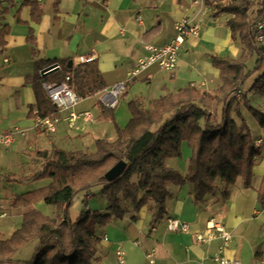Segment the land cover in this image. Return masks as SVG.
I'll return each instance as SVG.
<instances>
[{"label": "crops", "instance_id": "0c3cea01", "mask_svg": "<svg viewBox=\"0 0 264 264\" xmlns=\"http://www.w3.org/2000/svg\"><path fill=\"white\" fill-rule=\"evenodd\" d=\"M25 1H33L41 9L38 21L32 20L31 6ZM191 1L0 0V27L4 24L9 27L6 43L0 49V131L10 126L23 130L10 147L0 149V206L6 212L0 221V240L8 238L20 227L23 214L31 209L49 217L55 215L52 207L42 200L29 206L12 205L13 198L18 195L13 190L16 182H8L6 178L28 176L39 170L42 160L36 151L48 150L54 145L66 151L81 149L94 153L96 139L113 141L116 138L110 118L102 115L103 104L99 100L102 90L127 80L124 94L116 106L105 113L113 114L116 123L124 127L130 119L127 102L131 99L147 107L153 99L166 93H177L188 84L206 92H213L220 86L219 70L212 65L210 57L237 58L242 52L239 40L231 38L226 24L233 15L214 14V5H208L210 0H205L201 9L192 6ZM186 16L198 22L200 30L198 35L188 37L182 44L176 70L167 72L151 65L129 79L130 64L147 54L144 44L169 42L176 34L177 21ZM35 62L41 66L40 73L52 65L58 66L54 71L41 73L47 76L48 82H57L55 74L63 65L71 66L73 86L81 98L73 109L89 111L90 121L79 119L69 127L64 111L54 132L35 127V93L32 85L25 82L26 77L33 74ZM93 64L106 86L94 95H80L81 84L74 79V74L78 71L83 75L85 65H89L90 70ZM247 82L242 86V92L246 93L251 105L255 100L253 106L264 110V93L250 90L252 82ZM43 91L48 98L44 88ZM239 108L246 120L241 102ZM256 130V135L264 136L263 129L256 127ZM256 135L253 134V139ZM261 152L254 161L251 185L244 187L238 177L228 187L227 198L217 191L206 195L203 203H195L191 183L182 186L168 183L166 213L153 224L150 223L153 201L135 212L129 201L121 200L125 210L123 217H111L96 230L99 241L92 264H117V249L124 252L123 264H144L149 256L161 264H222L217 259L222 257L230 264H236L235 261L239 262L237 264H264V201L259 203L256 197L264 172V149ZM190 154L191 149L184 141L181 156L168 158L165 163L185 175ZM29 183L33 189H38L49 185L51 179ZM90 197V193L85 194L87 200ZM91 204L93 207L89 209L107 213L108 202L104 194ZM168 218L187 222L189 231L168 230ZM209 220L229 232L230 239L226 243L218 234L207 243L195 240V235L205 230ZM30 243L34 248L38 241L35 239ZM25 246L13 255L14 260H24L19 255L27 248Z\"/></svg>", "mask_w": 264, "mask_h": 264}, {"label": "trees", "instance_id": "16d2710c", "mask_svg": "<svg viewBox=\"0 0 264 264\" xmlns=\"http://www.w3.org/2000/svg\"><path fill=\"white\" fill-rule=\"evenodd\" d=\"M25 3L31 6L32 20L38 21L42 11L37 3ZM252 4L253 0H239L214 5V14L233 15L226 24L231 38L238 39L242 46L237 58L210 57L212 65L219 70L221 84L216 90L200 91L188 84L177 93L153 99L147 107L131 99L127 102L130 119L124 127L116 123L113 114H105L112 108L103 105L102 115L110 118L116 133L113 141L96 139L94 153L81 149L66 151L54 145L48 150H38L36 155L42 160L39 170L26 177L6 178L17 182L51 179L45 187L16 195L12 205L29 206L42 200L56 206V212L53 217L37 209L25 212L20 227L0 240V264H92L99 241L96 230L105 225L110 216L123 217L125 210L121 200L129 201L135 212L153 201L150 220L153 224L166 213L168 183L179 186L191 183L195 203H203L206 195L217 191L227 198L228 187L238 177L244 187L251 185L252 168L259 150L240 111V102L264 130V110L251 105L242 92L251 73H257L250 90L264 93V45H259L255 38L256 24L264 19V0L250 18L248 10ZM8 32L6 24L0 27V49L6 43ZM28 41L32 42V38L28 37ZM251 59L254 65L247 69L246 64ZM88 66L85 65L83 75L78 71L74 74V79L81 84L79 94L84 96L94 95L106 86L94 64L90 70ZM40 68L39 62H35L34 72L25 82L34 89L37 114L44 117L53 114L56 108L43 91L42 84L49 80L41 75ZM70 73L71 66L65 64L57 71L55 79L60 82ZM184 141L191 149L185 175L165 163L168 158L181 156ZM119 160H125V169L115 179L107 181L105 172ZM97 184L103 185L107 213L84 209L71 220L69 208L76 193L88 191ZM256 195L257 201L262 203L264 172ZM35 239L38 243L31 259L15 261L13 255Z\"/></svg>", "mask_w": 264, "mask_h": 264}, {"label": "built area", "instance_id": "2783aa9c", "mask_svg": "<svg viewBox=\"0 0 264 264\" xmlns=\"http://www.w3.org/2000/svg\"><path fill=\"white\" fill-rule=\"evenodd\" d=\"M191 4L192 6L197 7V9H201L205 6V0H192ZM137 20L139 19L137 18ZM175 29L176 34L174 38L165 44H144L147 54L130 64L128 70L129 79L137 77L142 71L151 65H157L160 70L167 72H174L176 70L179 63V52L182 44L188 37L198 35L200 26L193 18L186 16L177 21ZM255 38L259 45H264V19H260L256 24ZM3 60L7 62L8 58H4ZM54 67L58 66L54 65ZM126 81L127 80L118 81L109 88L102 90L99 95L100 102L104 106L114 108L117 104L118 98L123 95L126 90ZM42 85L50 102L55 106L56 110L53 114L44 117L39 116L35 110L34 124L36 128L49 133L54 132L57 123L60 121L61 113L64 111L67 113L66 119L69 127H73L79 119H83L86 122L91 120L92 115L89 111L76 112L73 109L81 98L74 89L73 75L71 73L66 74L64 79L60 82H44ZM18 134H23V130L18 126H10L6 130L0 131V149L10 147ZM261 142V139L254 140L255 147L257 148ZM5 216L6 212L0 206V221ZM166 227L168 230L175 232L189 231L188 223L177 218H168L166 221ZM216 234H218L225 243L230 239L229 232H227L223 226L213 220H209L206 223L205 230L195 235V240L197 242L207 243ZM104 239H106V237H104ZM116 256L117 264H123L124 252L122 249H117ZM217 259L222 264L231 263L223 257ZM234 263L237 264L239 262L235 261ZM144 264L161 263H158L153 256H149Z\"/></svg>", "mask_w": 264, "mask_h": 264}, {"label": "rangeland", "instance_id": "374dc122", "mask_svg": "<svg viewBox=\"0 0 264 264\" xmlns=\"http://www.w3.org/2000/svg\"><path fill=\"white\" fill-rule=\"evenodd\" d=\"M261 0H253V4L250 6V8H249V10H248V12H249V17L250 18H252V17H254V15H255V11H256V9L258 8V4H259V2H260ZM229 2H239V0H210L209 2H208V5H215V4H217V3H220V4H226V3H229ZM211 17V16H210ZM261 45H263V44H261ZM253 65H254V60H250L249 62H248V64H247V67L249 68V69H252V67H253ZM251 75H257V73H251ZM255 77H253V76H251V77H249L248 78V82L249 81H251L252 82V80L254 79ZM246 81V82H247ZM245 82V83H246ZM247 82V83H248ZM122 96V95H121ZM120 96V97H121ZM120 97L118 98V99H120ZM239 100H241L240 99V97H239ZM255 100H253V103L255 104ZM253 104V105H254ZM255 107H257V106H255ZM258 108V107H257ZM244 110H245V115H246V122H247V124H248V126H250L251 127V130H252V132L251 133H253L254 135H256L257 134V130H256V127L257 128H259V126H258V124H257V122L255 121V119L251 116V114L244 108ZM262 110V109H261ZM234 115V114H233ZM256 126V127H255ZM249 127V128H250ZM253 134H252V136H253ZM257 139H261L262 140V142L260 143V145L257 147L258 148V150H259V153L261 152V150H263L264 149V137H263V135H256L255 137H254V140H257ZM262 153V152H261ZM190 157V156H189ZM255 160H256V158H255ZM258 160H259V158H257V162H258ZM16 177H26V176H16ZM8 182H10V181H8ZM16 182V184H14V187H13V190H14V192L15 193H17L18 195H21L22 193H25V192H28V191H32V190H35V189H33V185H30V183L29 182H31V181H15ZM102 189H103V185L102 184H97V185H93L88 191H79L78 193H76V195L74 196V198H73V200H72V204H71V206H70V208H69V217H70V219L71 220H75L76 219V217L80 214V212L81 211H83L84 209H89V208H91V207H93L92 206V204H91V202H95V200L96 201H98L99 200V198H100V196L103 194L102 193ZM86 193H90L91 194V197H90V199L89 200H87L86 198H85V194ZM40 201V200H39ZM38 202V201H37ZM48 205V204H47ZM49 206H51L52 207V209L54 210V213L56 212V206H54V205H49ZM89 210H91V211H98V212H100L101 213V211H99V210H92V209H89ZM55 216V215H54ZM111 217H113L114 218V216H110V218ZM109 218V219H110ZM108 219V220H109ZM31 242V241H30ZM29 242V243H30ZM29 243H27L26 245L27 246H25V247H27V248H25V249H23L22 250V253H20V255H19V257H21L22 259H24V260H20V261H28V260H30L31 259V257H32V255H33V253H34V248L31 246V243L29 244ZM29 246V247H28ZM21 249V248H20ZM28 250H29V252H28ZM28 252V253H27ZM15 261H18V260H15Z\"/></svg>", "mask_w": 264, "mask_h": 264}, {"label": "water", "instance_id": "95a60500", "mask_svg": "<svg viewBox=\"0 0 264 264\" xmlns=\"http://www.w3.org/2000/svg\"><path fill=\"white\" fill-rule=\"evenodd\" d=\"M69 64H71V62H69ZM56 69V67H54V65L44 69L41 73L45 74L51 71H54ZM126 167V162L125 160H119L117 161L114 165H112L106 172H105V179L107 181H111L113 179H115L116 177H118L123 170Z\"/></svg>", "mask_w": 264, "mask_h": 264}]
</instances>
